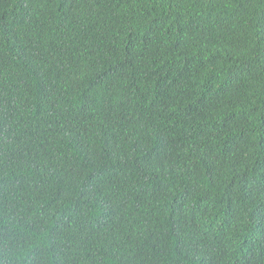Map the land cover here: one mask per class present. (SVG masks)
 <instances>
[{"label":"trees","instance_id":"obj_1","mask_svg":"<svg viewBox=\"0 0 264 264\" xmlns=\"http://www.w3.org/2000/svg\"><path fill=\"white\" fill-rule=\"evenodd\" d=\"M0 264H264V0H0Z\"/></svg>","mask_w":264,"mask_h":264}]
</instances>
